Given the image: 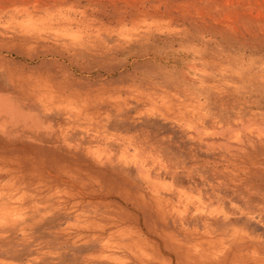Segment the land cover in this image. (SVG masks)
I'll return each instance as SVG.
<instances>
[{
  "label": "rangeland",
  "instance_id": "rangeland-1",
  "mask_svg": "<svg viewBox=\"0 0 264 264\" xmlns=\"http://www.w3.org/2000/svg\"><path fill=\"white\" fill-rule=\"evenodd\" d=\"M0 264H264V0H0Z\"/></svg>",
  "mask_w": 264,
  "mask_h": 264
}]
</instances>
